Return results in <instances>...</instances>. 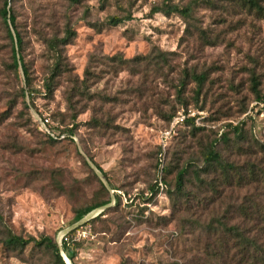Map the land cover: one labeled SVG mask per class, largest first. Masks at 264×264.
<instances>
[{"label": "rangeland", "instance_id": "rangeland-1", "mask_svg": "<svg viewBox=\"0 0 264 264\" xmlns=\"http://www.w3.org/2000/svg\"><path fill=\"white\" fill-rule=\"evenodd\" d=\"M193 2L190 19L152 12ZM11 7L32 93L22 95L26 81L21 68L11 69L0 20V264H55L32 246L6 248L8 232L78 246L73 262L61 251L69 264H195L207 243L198 223L244 198L264 204V187L253 180L219 198L197 188L222 177L205 172L211 142L242 177L252 169L264 183V103L251 91L256 78L264 94V17L239 0H12ZM126 15L132 20L108 24ZM67 27L75 32L64 48L71 70L49 94L43 39L62 38ZM187 74L206 75L200 96ZM43 117L53 127L73 125V140L48 141L34 123ZM183 167L186 192L197 196L175 204L170 192ZM107 198L110 205L75 222L76 210Z\"/></svg>", "mask_w": 264, "mask_h": 264}, {"label": "trees", "instance_id": "trees-1", "mask_svg": "<svg viewBox=\"0 0 264 264\" xmlns=\"http://www.w3.org/2000/svg\"><path fill=\"white\" fill-rule=\"evenodd\" d=\"M11 1L12 0L4 1L3 6L0 9V20L3 23L7 38L10 42L11 69L14 71H18L19 68L22 69L24 79L26 81V88L22 89L21 92L23 96H26V93L27 95H30L32 91L29 89L30 83L28 69L22 57L23 39L21 33L17 29L16 16L11 7ZM72 1L76 2L77 0ZM239 1L242 6L247 7L249 11H253L258 17H264V7L260 5L259 0ZM164 4L165 5L163 7L153 8L152 12L164 13L166 15L178 14L186 19H190L196 3H190L183 8L170 3ZM131 20V15H126L123 18L112 17L108 24L110 26H118L125 21ZM74 37L75 32L70 27H67L65 29L64 37L43 39L44 44L46 45L47 53L49 54L51 60V64L48 68V76L43 83L44 90L49 94L54 91L55 84L61 77L64 75L69 76L71 69L65 57L64 48ZM135 60L139 59L137 58ZM120 62H122V65L131 63H125L123 61ZM186 76H189L191 80L196 83V90L194 94L196 96H200L206 82V75L187 74ZM181 84L184 86L185 82H182ZM77 90L82 89L78 88ZM251 91L255 95L258 102L264 103V94H261V91L259 90V82L256 78H252L251 80ZM80 94L85 95L86 93L81 91ZM186 122L191 125L193 124L191 119ZM34 123L40 130L39 122L34 121ZM54 125L55 127H53V132L55 134V138L43 133L40 130L48 141L51 143H58L64 140H73V137L75 136V129L73 128V125L67 127H62L58 124ZM233 131L236 135H240L239 128L235 127ZM60 136H65V138L60 139ZM193 136H196V134ZM225 139L226 136L222 135L221 140L224 141ZM262 148L264 149V144L262 145ZM203 156L205 165L207 166L205 172L214 173L220 171L222 177H216L218 183H197L198 193L206 194L207 192H212L215 197L219 198L225 191H232L233 193V191L237 188L249 186L251 184L249 183L250 180L258 182L256 184L264 187V183H259L261 178L259 177V179L256 172L252 169H250V171H252L251 174L242 177L239 168L232 164L225 163L218 153L216 142H211L207 145L205 152H203ZM253 169L255 168L253 167ZM99 171L102 172L101 169H99ZM162 171L163 173H169V169L167 167H164ZM187 173V167L181 168L176 173L175 187L174 190L170 192L171 196L175 195L176 197L175 204H179L183 196H186V199H189L190 196L193 195L197 196L194 192H186L185 177ZM102 174L104 178H106L105 174ZM151 190L153 192L155 191L154 188H151ZM110 204L111 199L107 198L106 200L79 208L75 212L74 220L76 223L81 222L91 212L99 208H104ZM245 204H247V206ZM230 207L221 216L214 217L210 222L202 224L198 223V226L204 230V233L207 236V243L203 251H201V257L199 259H192L195 264H264V204L244 198L241 205L232 207V211L230 210ZM104 213L105 212L101 213L92 220L99 218L104 215ZM235 213H239L243 221L241 220L239 223H232V216ZM2 244L11 251H23L27 247L32 246L35 249L49 252L53 256L55 264H65L61 256V251H63L67 255L68 259L73 262L79 248L78 246L70 248L64 240L61 243V247H59L58 244L48 236H43L39 239L34 237L23 238L21 236L12 235L9 232L3 237Z\"/></svg>", "mask_w": 264, "mask_h": 264}, {"label": "built area", "instance_id": "built-area-1", "mask_svg": "<svg viewBox=\"0 0 264 264\" xmlns=\"http://www.w3.org/2000/svg\"><path fill=\"white\" fill-rule=\"evenodd\" d=\"M37 121L39 122L40 130L43 133L50 135L51 137L55 138V134L53 132V125L51 124V121L48 117H43L42 119H38ZM63 138H65V136H60V139H63ZM64 241L66 242V240H64Z\"/></svg>", "mask_w": 264, "mask_h": 264}, {"label": "water", "instance_id": "water-1", "mask_svg": "<svg viewBox=\"0 0 264 264\" xmlns=\"http://www.w3.org/2000/svg\"><path fill=\"white\" fill-rule=\"evenodd\" d=\"M103 180V179H102ZM103 182H104V184H105V186H107V183L103 180ZM65 261V260H64ZM66 262V261H65Z\"/></svg>", "mask_w": 264, "mask_h": 264}, {"label": "bare ground", "instance_id": "bare-ground-1", "mask_svg": "<svg viewBox=\"0 0 264 264\" xmlns=\"http://www.w3.org/2000/svg\"><path fill=\"white\" fill-rule=\"evenodd\" d=\"M66 260V259H65ZM66 262H67V260H66ZM67 264H69L68 262H67Z\"/></svg>", "mask_w": 264, "mask_h": 264}]
</instances>
